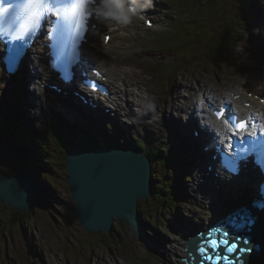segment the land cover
Returning a JSON list of instances; mask_svg holds the SVG:
<instances>
[{
  "label": "rangeland",
  "instance_id": "rangeland-1",
  "mask_svg": "<svg viewBox=\"0 0 264 264\" xmlns=\"http://www.w3.org/2000/svg\"><path fill=\"white\" fill-rule=\"evenodd\" d=\"M165 1L151 0V4L148 5L153 9L152 16L156 20L153 28L147 29L143 21L133 16L134 20L130 30L127 33L120 32L126 37V41L121 46H116V52L107 51L109 54L113 52V55L107 54L98 47L101 45L99 37L93 38L94 42L90 43L98 51L99 55H96L98 59L105 64L104 68L102 64L100 68L107 73L109 69H116L119 72L112 78L117 79L118 76L125 78L128 75L129 83L141 88V91H136L140 92H137L140 96L142 95L139 98L145 97V99L137 101L132 98L131 102H128L134 114L127 118L121 116L119 111H114V106H110L107 117L111 120H106L97 127L95 124L78 119L68 126L72 135L75 133L76 125L81 123L97 134L109 135L112 141L127 144L139 138L146 149L151 144L162 150L163 157L171 154L168 163H161L159 156L155 158L156 170L151 172L150 169L149 179L150 182L155 181L154 185L157 187L163 188L162 185H164L171 192H176L181 184L183 195L176 198L171 197L168 201L167 196L161 199L159 195L162 193L159 194L160 192L156 190L147 201H142L139 208L149 214L157 213L156 218L153 216L149 218L144 212L142 215L146 217L147 220L144 218L146 223L141 218L143 237L149 241L159 240H157L154 251L146 250L124 222L114 221V232L111 236L104 233L85 232L72 212L76 206L66 180L53 175L55 171L50 174L43 168H36V174L31 173V181L37 188V194L34 195L35 204L30 212L21 213L18 217L0 203V264H180L178 240H181L179 242L181 245L185 243L184 240L182 241L184 236L182 226L188 221L192 226L186 225V230L193 231L199 226L205 228V225L210 223L213 215L209 203L213 197L195 194L193 192L195 190L194 181L183 183L186 179L181 174L182 171L185 170L186 174L190 175V170L194 168L190 166L183 168V164L172 155L175 141L166 125L169 119L174 120L175 123H179L184 118L187 121L190 114L189 108L199 109L206 100L211 101L209 97L211 94L215 96L222 94L224 97L233 89L238 91L241 85L245 86L252 84L253 81L264 80L262 78L264 76V47L260 43L256 44L258 40L264 42V0H252L253 20L248 23V27L247 23L243 26L245 30L241 42L236 45L235 49H232L230 57L226 59L221 69L204 68L201 70L198 67H191L192 70L184 69L182 72L173 70L174 55L165 51L169 50L167 48L169 40L167 25L175 20L174 18L169 21L168 15L174 13L173 8H177L176 5L180 0ZM187 1L194 2V0ZM215 2L218 3L219 0ZM249 3L251 4V0ZM231 5L232 12L236 13L237 6L233 3ZM204 7L208 6L204 5ZM194 8L200 12L195 2ZM199 18L205 21L202 15ZM112 28L104 26L106 35H111ZM247 32L250 33L247 34ZM237 33L239 34L240 31L238 30ZM34 57L35 55L32 58ZM2 78L0 73V163L4 164L7 162L5 160H12L18 164L21 157L28 158L21 148L17 151L12 149L16 145L13 143L16 140L13 135L5 133V126L6 123L12 121V111H7L9 104H13V109H15L17 98L24 97L19 94L21 87L19 89L12 86L4 99L3 91L8 88L6 84L8 79L4 82ZM112 78L110 79L113 82ZM114 85L117 90L124 89L118 80L114 82ZM32 87L26 82L24 89L30 94L31 102L29 101L27 108L29 116H27L28 122L24 123L25 129L27 133L31 129L37 136L46 138L48 144L50 142L49 131H52V128L59 130L53 125L57 115L62 117V113L55 104L46 108L42 113L43 105L34 104L31 95L39 89L37 86L36 89ZM205 96H207L206 99H203ZM227 98L224 97V100ZM35 102L39 100L36 99ZM139 102H141V108L145 110L144 113L137 111L136 104ZM149 103L155 106L154 109L147 107ZM152 114L155 117L149 118L148 116ZM66 116L67 119H71L68 115ZM35 118H40V122ZM112 125L119 126L114 128ZM20 165L19 169L24 170L21 178L26 172L30 174L25 164ZM193 178L195 180V173ZM49 184H52L56 190ZM45 190L49 192L46 194ZM52 191L53 194H51ZM198 212H202L203 215H197ZM10 213L13 215L10 216ZM175 222L181 226L175 227Z\"/></svg>",
  "mask_w": 264,
  "mask_h": 264
},
{
  "label": "trees",
  "instance_id": "trees-1",
  "mask_svg": "<svg viewBox=\"0 0 264 264\" xmlns=\"http://www.w3.org/2000/svg\"><path fill=\"white\" fill-rule=\"evenodd\" d=\"M194 2L199 7L200 12L194 8ZM194 2L191 4L190 1L184 0L183 3L182 0L181 5L183 11L179 13L177 11L180 20L170 26L172 29L170 33L172 40L168 47H170L169 51L175 57L174 64L172 65L173 70H180L182 72L184 69L192 70L191 67H198L201 70H204V68H210L212 70L221 69L226 59L231 55L232 46L236 41H240L243 38V26L248 21V15L243 12V8L240 6L241 0H219L218 3L215 0H194ZM231 3L237 5L238 9L236 13L232 12ZM245 3H247L246 0ZM204 5L208 7H204ZM176 7L179 8L180 4L176 5ZM251 12L248 10V13L252 16ZM200 15H202L205 21L199 18ZM238 30L240 31L239 34L237 33ZM18 101L19 104L16 106V110L13 107H9L7 110L8 112L12 111V121L6 123L5 133L11 134V136L13 135L17 141L13 142L16 145L12 149L17 151L21 148L25 151L28 159L21 157L18 164H15L12 160H5L7 162L4 164L0 163V170L8 175H17L20 177L24 173V170L21 171L19 169V167L21 168L20 164L23 163L30 173L28 174L26 172L25 175L28 174L30 178L31 173L36 174V168H43L45 171H49L50 174H53L55 171L53 175L66 178L64 172L65 155L72 150V147L88 149L89 144L96 142V139L88 132L83 131L80 126H76L75 136L64 137L65 140L60 143H58L56 135H53V132L51 133L54 142L57 144L58 152L53 148H47L49 147V143L47 144L42 137L34 134L31 129H29L28 133L26 132L24 123L28 122L27 116H29V113L27 103L29 99L20 98ZM22 115L25 117L23 118L24 121L21 119ZM65 131L63 130L62 134L68 135ZM86 134L89 136H86ZM98 143L103 142L99 141ZM139 145L140 147H135L141 148L142 144ZM31 147L34 148L33 153L29 152ZM161 152L158 147H151L150 152L146 154L150 160V166L153 172H155V158L158 156L160 158L163 157L160 156ZM52 186L51 188H53ZM153 188V192L155 193L157 187L154 186ZM51 194H53V191ZM175 196L181 197V193L176 192ZM141 212L142 214L145 212L147 216L155 215L154 213L149 214V212L142 209ZM14 213L18 217L21 216L20 212ZM11 215L13 214L10 213ZM143 218L146 219L145 216Z\"/></svg>",
  "mask_w": 264,
  "mask_h": 264
},
{
  "label": "water",
  "instance_id": "water-1",
  "mask_svg": "<svg viewBox=\"0 0 264 264\" xmlns=\"http://www.w3.org/2000/svg\"><path fill=\"white\" fill-rule=\"evenodd\" d=\"M150 169L148 159L135 149L96 147L86 152L77 149L68 152L64 164L66 185L75 203L76 208L72 212L80 227L91 234H112L114 221L126 223V215L131 208H135L137 200L140 197L146 198L145 200L150 197ZM36 194L37 188L28 174L22 178L13 175L0 187V203L6 205L11 212H30L35 204ZM251 215L259 217L257 212H251ZM263 225L257 220V227L264 234ZM215 227L216 225L210 228V231ZM137 230L134 237L148 251H152V244L140 237V226ZM208 234V231L199 233L195 238L202 236L204 240H208ZM195 238V245L189 242L186 245L188 251L195 252L199 241ZM232 239L236 240L235 237ZM191 255L195 258L194 254Z\"/></svg>",
  "mask_w": 264,
  "mask_h": 264
},
{
  "label": "bare ground",
  "instance_id": "bare-ground-1",
  "mask_svg": "<svg viewBox=\"0 0 264 264\" xmlns=\"http://www.w3.org/2000/svg\"><path fill=\"white\" fill-rule=\"evenodd\" d=\"M162 1V0H161ZM164 2H166L165 0H163ZM181 2H182V0H180V2H179V4H180V7L179 8H173V9H175L174 10V13L173 14H171V15H168V17H169V21H172V19H174L175 18V20L173 21V22H178L180 19H179V12L180 11H183L182 10V5H181ZM191 4H193V2L191 3ZM139 8V7H138ZM102 13H104V9H102ZM105 11H107V9H105ZM177 11H178V13H177ZM137 17L139 16V15H136ZM133 20H134V18H133V16L131 17V19L129 20V22L128 23H126V24H124V23H120V22H117L118 24H120L121 25V27H118V29L116 30L115 28H112V31H111V41H109L108 42V44L107 45H105V43H104V36H102V37H100L99 39H101L100 41H101V45L100 46H98L99 48H101L102 50H104V51H115L116 50V46L117 47H119V46H121L122 45V43L123 42H125L126 41V37H124V36H122V34H120V32H122V33H127L129 30H130V28H131V26H132V23H133ZM94 20L91 22L92 24H97V22L95 21L94 23ZM113 26H115V25H113ZM101 27H102V25H101V23H100V20H99V24H97V31H93L92 32V34H93V36H97V32L99 31V30H101ZM241 41H238V43L237 44H239ZM261 42V40H258V41H256V44L258 45L259 43ZM88 43H90V39H89V41L86 43V44H84V45H87ZM97 47V48H98ZM85 52H86V54L87 55H89L90 57H93L96 61H98V62H101V63H97L98 64V67H100V65L101 64H103L104 62L102 61V60H100V59H98V57L96 56L97 54L99 55V53H98V51H96L95 49H93L90 45H88V46H86L85 47ZM38 53V56L36 57V59L35 58H30L29 60H28V62L27 63H24V66L26 67V69H29V65L28 64H34V66H33V69H37V73H38V77H35L34 78V85H38V87L40 88V89H42V91L43 92H47L48 90L47 89H45V88H42L41 86H40V84H45L46 82H50L51 81V78H52V76H49L48 74H47V72L46 71H42V70H39V68H40V66H41V64H43V60H44V58L42 57V54L43 53H41V52H37ZM93 53L95 54V55H93ZM234 60H236V59H234ZM233 60V61H234ZM237 61V60H236ZM236 61H234V62H236ZM37 65V66H36ZM39 66V67H38ZM203 69V68H202ZM30 70V69H29ZM175 71V70H174ZM32 72V71H31ZM119 71L118 70H116V69H112V70H110L109 69V71H108V78L110 79V78H112V76H116V73H118ZM0 73H1V75H2V80H7L8 78L9 79H13L14 77L13 76H8V78H6V75L3 73V71H1L0 70ZM168 73V72H167ZM123 75V74H122ZM167 76H168V74H166ZM23 76H25V75H23ZM262 78H264V76L262 77ZM125 78L124 77H122V76H118V78H117V80L119 81V82H123V84H125V90L123 89V90H117L116 89V87H112V98H111V102H109V103H107V104H113L114 103V105H115V107L117 108V109H119V112H124L125 114H126V116L127 115H130L132 112H131V110H130V108L127 106V104H126V99H125V96L127 95L128 96V98H133V99H135V100H137V101H141L142 100V98H139V97H141L140 96V94H138L139 92L138 91H136V90H138L137 89V87L134 85V84H130L129 83V80L128 81H126V80H124ZM24 78H22L21 77V75H19L18 77H17V79H16V81L13 79V82L11 83V85H19V84H21V85H23V86H18V87H21V88H25V83H24ZM138 81V80H137ZM264 80L263 79H261V80H259V81H253V83L252 84H248V85H245V86H243V85H241L239 88H238V92L236 93L238 96H240V100H237V101H234L233 99H231V101H232V110L233 111H238V109H237V104H241V105H243V102H248V103H251V105H252V108H250V109H246L245 110V112H244V114L245 115H247V116H251V117H253V118H257V119H259L261 122H262V127H264V105H261V104H259V103H257V100H255V99H253V97L251 98V99H249V98H247L246 96H248L250 93L252 94V95H254V94H259V92L260 91H263V93H264V85L262 84V83H264L263 82ZM2 84V83H1ZM121 86H124V85H122L121 84ZM34 89H36V87H33ZM237 89V88H236ZM234 90V89H233ZM138 92V93H137ZM231 92V91H230ZM209 94H211V92H209ZM210 97V96H209ZM213 96H211L210 98H211V101H205V103H210V104H213L215 101L213 100V98H212ZM219 97H220V99H219ZM219 97H214L215 99H218V100H220V101H225L224 100V97L222 96V94L219 96ZM46 99V98H45ZM67 99H69V100H71L70 99V97H67ZM74 101H79V99L78 98H75L74 97V99H73ZM46 101H48L47 99H46ZM125 104H126V106H125ZM205 105V104H204ZM189 108V107H188ZM180 109V108H179ZM178 110V109H177ZM196 109L195 108H192L191 107V109L189 108V111H190V114H189V118L187 119V121H185V123H186V127H189V126H191V127H195L194 128V130H197L198 131V133L200 134V131H203V129H201V128H199L198 126H197V122H199V121H197L196 120V118L194 117V111H195ZM200 110H202V113H204V116H206V115H208V122H215L213 119H212V116H209V110H208V108L206 107V105L204 106V107H202ZM103 115H105L106 116V113H103ZM128 117V116H127ZM133 118V117H132ZM118 120H119V118H118ZM134 121V120H133ZM132 121V122H133ZM216 123H218V125H220L221 126V128H226V129H228L229 130V128L226 126V125H222L221 124V122H216ZM172 125L175 127V128H177L178 127V123H175V122H173L172 123ZM217 125V126H218ZM117 126H119V125H112V127H117ZM175 128L173 129V131L176 133V135H178V132H176L175 131ZM118 131V130H117ZM119 132H120V130H119ZM214 132L216 133V129L214 130ZM196 144H199L202 148L203 147H205V146H208L209 144H210V142L209 141H207L205 138H202V137H199V138H195V137H192L191 138ZM141 144H143V142L141 143ZM212 155H213V153L210 155L211 157H212ZM20 158V157H19ZM210 163H215V161L214 160H210L209 161ZM181 163H184L183 161L181 162ZM13 175H8V174H6V173H4V172H2L1 170H0V187H2L4 184H5V181L7 180V179H9V178H11ZM62 178V177H61ZM202 178V175L201 176H199L198 177V180L199 179H201ZM252 178H253V176L250 178L251 180H252ZM65 180H66V178H64ZM252 182H253V180H252ZM236 184V190H233V193H232V195H230L229 197H227L228 198V200H223L222 198H218V196H217V198H214V201H213V203L211 202L210 203V206L209 207H211L212 208V215H213V218H211L210 219V223L208 224V225H205V228H203V227H197L195 230H193V231H190V230H186V225H189V226H192L190 223H188V221L186 222V224L184 223V222H182L181 221V223H183V224H185L184 226H182V230H183V239H182V241L184 240L185 241V243L184 244H187L188 242L189 243H192V244H194V238H195V236L197 235V234H199V233H203V232H206V231H208V232H211L210 231V229L209 228H211V226L214 224V222L215 221H217L219 218H221V217H223V216H225L227 213H229L232 209H234V208H236V207H239V206H241V205H243V204H245V203H247L248 201H249V199H250V197L255 193L254 192V190L253 189H251V188H248V187H245V186H239V185H237V182L235 183ZM50 186H52V184H49ZM251 185V184H250ZM53 188H54V190H56L55 189V187L54 186H52ZM68 190H69V188H68ZM49 191H47L46 192V190H45V193L47 194ZM70 192V191H69ZM214 194L215 195H218V192L217 191H214ZM71 195V194H70ZM228 195V194H227ZM49 199V198H48ZM146 198H144V197H140V199H138L137 200V204H136V206H135V208H131L130 209V212L126 215V218L128 219V221H126V224L128 225V227L130 228V230H131V232H132V234H134V233H137L138 232V227L140 226V228H141V218L143 219V221L145 222V220H144V218L142 217L143 215H142V212H141V210H139V208H140V205H141V203H142V201H147V200H145ZM197 199V202H199L198 201V198H196ZM220 200V201H222V202H228V204H225V205H220V204H218V200ZM206 200V199H205ZM206 202V201H205ZM195 210H196V208H195ZM198 210V209H197ZM139 215L141 216V217H139ZM197 215H203V213L202 212H198L197 213ZM201 217V216H200ZM125 223V222H124ZM146 223V222H145ZM157 224H158V222H157ZM156 224V225H157ZM178 222H175V227H180L181 226V224H179ZM200 225V224H199ZM180 229V228H179ZM206 229V230H205ZM142 230V229H141ZM195 231V232H194ZM143 232V231H142ZM139 233L140 234V237L141 238H143L144 240H146L147 242H149V240L146 238H144L143 237V233ZM186 235H187V238H186ZM134 236V235H133ZM138 238V237H137ZM198 240H204L203 238H202V236H199V237H196ZM195 238V239H196ZM208 238V237H207ZM158 240V239H157ZM156 240V241H157ZM159 241V240H158ZM181 240H178V246L180 247V248H184V244L183 245H181V244H179V242H180ZM261 243H264V234L263 233H260L259 234V236H258V241L257 242H255L253 245H252V248L253 249H256L257 247H258V245L259 244H261ZM142 244V243H141ZM161 245V244H160ZM239 249V248H238ZM186 251H187V246L182 250V253L184 252V254H185V256H186ZM238 253H241L240 251H238ZM254 264H256V262H254Z\"/></svg>",
  "mask_w": 264,
  "mask_h": 264
},
{
  "label": "clouds",
  "instance_id": "clouds-1",
  "mask_svg": "<svg viewBox=\"0 0 264 264\" xmlns=\"http://www.w3.org/2000/svg\"><path fill=\"white\" fill-rule=\"evenodd\" d=\"M151 4V0H148V4L141 5L140 8L147 7ZM107 9L108 11L104 12L103 15L111 18L120 23H128L132 16L136 15L140 10L137 8L135 3L131 5L125 4L124 0H111V2H106V0H101L98 10ZM149 109H154V105L149 103L147 105Z\"/></svg>",
  "mask_w": 264,
  "mask_h": 264
},
{
  "label": "snow or ice",
  "instance_id": "snow-or-ice-1",
  "mask_svg": "<svg viewBox=\"0 0 264 264\" xmlns=\"http://www.w3.org/2000/svg\"><path fill=\"white\" fill-rule=\"evenodd\" d=\"M33 4H38L40 5L41 7H44L45 9L47 8V5L43 3V0H33L32 2ZM85 3H86V0H76V4H75V10L78 11L79 13V16L82 18L83 17V9H84V6H85ZM3 11H5V9H0V13H2ZM244 128V124L242 123L240 125V129L243 130ZM223 243L227 244L228 242L227 241H224ZM234 245L232 247H229L228 248V251L231 252L234 250Z\"/></svg>",
  "mask_w": 264,
  "mask_h": 264
}]
</instances>
